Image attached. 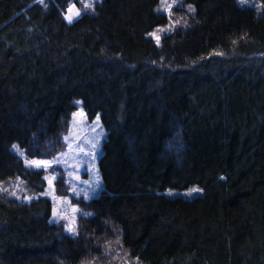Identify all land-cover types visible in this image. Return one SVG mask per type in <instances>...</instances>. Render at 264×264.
<instances>
[{"label": "trees", "instance_id": "16d2710c", "mask_svg": "<svg viewBox=\"0 0 264 264\" xmlns=\"http://www.w3.org/2000/svg\"><path fill=\"white\" fill-rule=\"evenodd\" d=\"M95 1L0 0V264H264V0ZM76 99L107 139L70 234L14 145L63 151Z\"/></svg>", "mask_w": 264, "mask_h": 264}, {"label": "rangeland", "instance_id": "374dc122", "mask_svg": "<svg viewBox=\"0 0 264 264\" xmlns=\"http://www.w3.org/2000/svg\"><path fill=\"white\" fill-rule=\"evenodd\" d=\"M167 1L172 3V0ZM84 2H88V0H84ZM95 2L93 0V5ZM73 3L75 8L79 9L82 14L83 5L80 7L77 2ZM67 10L65 11V17ZM171 25H164L163 28L169 30ZM158 37L156 36L155 39L158 40ZM75 103L77 109L72 116L69 131L65 136L66 147L63 151L51 158H37L28 156L21 147L17 144L14 145V150L22 157L27 167L46 171V189L42 195L49 197L52 201L51 221L63 224L65 231L70 234L78 233L79 216L87 213L80 205L79 200H91L98 197L104 189L99 161L104 153V142L107 139V130L102 124L100 114L90 119L85 112L82 99H76ZM28 161H47L51 162V166L38 168L35 165H29ZM61 174H64V181L67 185L66 193H59L58 191L57 181ZM9 186L7 192L19 200L28 201L37 196L18 182ZM0 190H3V186L0 187ZM119 254L124 256L121 253ZM114 258L115 263H117L119 259ZM120 259L122 260L123 257Z\"/></svg>", "mask_w": 264, "mask_h": 264}, {"label": "snow or ice", "instance_id": "6c2138e0", "mask_svg": "<svg viewBox=\"0 0 264 264\" xmlns=\"http://www.w3.org/2000/svg\"><path fill=\"white\" fill-rule=\"evenodd\" d=\"M241 2H243V0H241ZM80 3H82L85 10L93 7V0H88V2H84V0H80ZM69 5L70 6L67 10V14H66L65 18L69 21V23H71L73 21V19L76 17H79V15L81 13H80L79 9L75 8V4L72 3L71 0H69ZM168 7H171V5H169ZM28 164L29 165H35L38 168L51 166V162H47V161H28ZM5 191H6V189H5ZM192 191H198V189H193Z\"/></svg>", "mask_w": 264, "mask_h": 264}]
</instances>
